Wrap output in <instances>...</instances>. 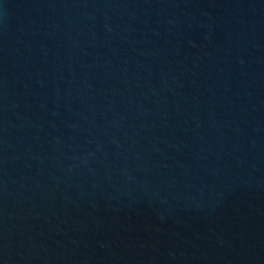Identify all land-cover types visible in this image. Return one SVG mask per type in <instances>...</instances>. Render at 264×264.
Instances as JSON below:
<instances>
[{
  "label": "water",
  "instance_id": "1",
  "mask_svg": "<svg viewBox=\"0 0 264 264\" xmlns=\"http://www.w3.org/2000/svg\"><path fill=\"white\" fill-rule=\"evenodd\" d=\"M0 264H264V0H0Z\"/></svg>",
  "mask_w": 264,
  "mask_h": 264
}]
</instances>
